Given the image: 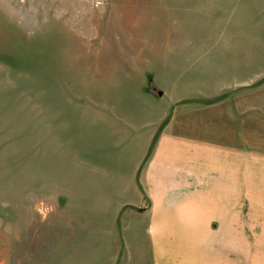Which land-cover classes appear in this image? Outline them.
I'll return each mask as SVG.
<instances>
[{
	"label": "rangeland",
	"instance_id": "obj_1",
	"mask_svg": "<svg viewBox=\"0 0 264 264\" xmlns=\"http://www.w3.org/2000/svg\"><path fill=\"white\" fill-rule=\"evenodd\" d=\"M165 136L239 152L234 219ZM263 168L264 0H0V264H264Z\"/></svg>",
	"mask_w": 264,
	"mask_h": 264
},
{
	"label": "crops",
	"instance_id": "obj_2",
	"mask_svg": "<svg viewBox=\"0 0 264 264\" xmlns=\"http://www.w3.org/2000/svg\"><path fill=\"white\" fill-rule=\"evenodd\" d=\"M161 146L159 147L157 154H155V162L154 165L156 168L151 170V175L153 176V182L158 181L161 187L162 180L159 178L157 180V175H165L168 172L173 174L171 162H183L184 164H190V168L193 169L191 171L196 172L199 174V179L202 182H205L209 189L217 190V198L215 196L206 197L205 201H196L195 203H191L190 206L185 209L184 203H179L177 206V214L181 215L182 220H191V221H182V222H208L209 220H214V216L207 217L216 213V219L218 221H229L231 218L228 216L230 213L234 211H230L229 207V196L230 194H234L235 186L236 189L239 188L240 182V170H241V163L239 162V152L237 151H226L222 147H216L215 144L211 145L209 142H206L205 139L203 142L200 140L198 142L194 138H178V137H170L165 136L164 140L161 142ZM169 164V165H168ZM172 166V167H171ZM165 167H168L167 169ZM264 173V168H263ZM175 179L179 176L177 172H174ZM228 182V183H225ZM157 183V182H156ZM155 183V184H156ZM176 184L177 182H172ZM232 184L233 189L230 191L226 188V185ZM157 186V184H156ZM174 188L182 187L178 185H172ZM252 189V188H251ZM237 193V191H236ZM175 194V193H174ZM176 195V194H175ZM221 196H227L222 198ZM236 198L237 195L235 194ZM167 197V196H166ZM164 197V200H166ZM201 197L199 196L200 200ZM209 200H213V203H208ZM168 202V198L166 200ZM171 203V202H169ZM166 206V204H164ZM208 206V207H207ZM207 208L205 211L204 218H197L200 215L202 210ZM182 209V212L180 210ZM168 211H174L172 209H167ZM162 211V210H161ZM176 211V210H175ZM238 212V211H237ZM175 213V212H174ZM153 219L155 221H167L168 220H178V218H160V214L155 211L153 213ZM227 214V216H226ZM193 216V218H192ZM234 219V218H233ZM264 223V221H263ZM224 228V227H223ZM264 231V230H263ZM229 231H225L226 235L230 236ZM207 237H212V235H207ZM264 236V235H263ZM186 263V262H185ZM191 263V262H190ZM231 264V263H227Z\"/></svg>",
	"mask_w": 264,
	"mask_h": 264
}]
</instances>
